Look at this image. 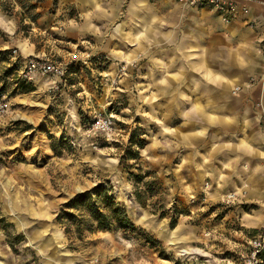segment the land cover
<instances>
[{
    "label": "rangeland",
    "instance_id": "1",
    "mask_svg": "<svg viewBox=\"0 0 264 264\" xmlns=\"http://www.w3.org/2000/svg\"><path fill=\"white\" fill-rule=\"evenodd\" d=\"M129 3L117 2V17H90L107 2L0 0V96L8 101L0 114V264H245L249 238L264 230V193L254 201L245 190L218 193L198 175L203 154L185 136L183 84L166 79L177 70L166 59L175 57L163 30L148 46L134 35ZM153 14L162 29L166 12ZM34 56L62 62L64 77L25 76ZM106 116L114 120L111 138L93 127ZM130 147L139 156L124 159ZM97 184L160 243L122 229L68 237L61 206ZM230 192L236 198L228 200Z\"/></svg>",
    "mask_w": 264,
    "mask_h": 264
},
{
    "label": "crops",
    "instance_id": "2",
    "mask_svg": "<svg viewBox=\"0 0 264 264\" xmlns=\"http://www.w3.org/2000/svg\"><path fill=\"white\" fill-rule=\"evenodd\" d=\"M99 1L107 5L90 8L88 16L120 15L117 2L122 0ZM232 1L246 5L249 11L228 22L210 7L177 0H130L126 15L137 18L131 29L135 36L148 39L146 46L148 42L153 45V34L163 30L166 53L175 57L166 59V67L177 66L166 79L183 84L178 105L184 115L185 136L203 154L198 175L210 177L215 192L245 190L246 199L254 201L264 193V0ZM157 7L166 12L162 29L152 19ZM118 38L110 41L121 45ZM141 43L135 48L146 49ZM252 76L256 77L253 83ZM236 86L240 89L235 91ZM245 220L258 222L251 216Z\"/></svg>",
    "mask_w": 264,
    "mask_h": 264
},
{
    "label": "trees",
    "instance_id": "3",
    "mask_svg": "<svg viewBox=\"0 0 264 264\" xmlns=\"http://www.w3.org/2000/svg\"><path fill=\"white\" fill-rule=\"evenodd\" d=\"M131 144H134L135 133L130 137ZM140 146L143 141L138 142ZM139 150L130 147L123 158H136ZM134 180L140 181L141 175L130 172ZM141 190L136 189L137 196L142 199ZM58 221L68 237L84 239L88 233L100 230L122 229L125 235L141 233L144 240L150 245L160 243L157 238L150 234L144 227L137 225L127 212L124 205L117 200L109 187L97 184L92 188L78 192L60 208L57 214ZM177 220H174V226Z\"/></svg>",
    "mask_w": 264,
    "mask_h": 264
},
{
    "label": "built area",
    "instance_id": "4",
    "mask_svg": "<svg viewBox=\"0 0 264 264\" xmlns=\"http://www.w3.org/2000/svg\"><path fill=\"white\" fill-rule=\"evenodd\" d=\"M183 4L194 7H210L218 11L224 21H231L238 16L240 12H248L249 9L246 5H240L236 1L232 0H177ZM261 54L263 57L264 66V37L262 40ZM67 71V67L62 62L51 60L50 58L43 56L30 57L24 69V75L31 77L34 74L53 75L59 78H63ZM8 109V101L5 95L0 96V114L4 113ZM262 122L264 123V109L262 111ZM93 127L100 130L107 138H111L114 133V120L111 116L99 118L97 122L93 124ZM236 192H230L228 194V200L236 198ZM250 251L247 254L245 264H262L264 262V230H260L258 233L251 236Z\"/></svg>",
    "mask_w": 264,
    "mask_h": 264
},
{
    "label": "bare ground",
    "instance_id": "5",
    "mask_svg": "<svg viewBox=\"0 0 264 264\" xmlns=\"http://www.w3.org/2000/svg\"><path fill=\"white\" fill-rule=\"evenodd\" d=\"M186 253V252H185Z\"/></svg>",
    "mask_w": 264,
    "mask_h": 264
}]
</instances>
